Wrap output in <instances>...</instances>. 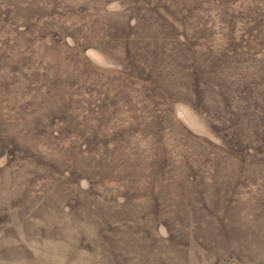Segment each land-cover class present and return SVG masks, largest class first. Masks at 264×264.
Here are the masks:
<instances>
[{
    "label": "rangeland",
    "instance_id": "rangeland-1",
    "mask_svg": "<svg viewBox=\"0 0 264 264\" xmlns=\"http://www.w3.org/2000/svg\"><path fill=\"white\" fill-rule=\"evenodd\" d=\"M0 264H264V0H0Z\"/></svg>",
    "mask_w": 264,
    "mask_h": 264
}]
</instances>
